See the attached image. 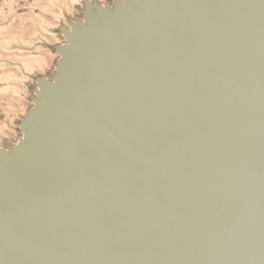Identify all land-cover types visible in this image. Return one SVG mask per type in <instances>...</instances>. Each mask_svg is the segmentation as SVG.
I'll list each match as a JSON object with an SVG mask.
<instances>
[{
  "label": "water",
  "instance_id": "95a60500",
  "mask_svg": "<svg viewBox=\"0 0 264 264\" xmlns=\"http://www.w3.org/2000/svg\"><path fill=\"white\" fill-rule=\"evenodd\" d=\"M84 1L0 155V264H264V0Z\"/></svg>",
  "mask_w": 264,
  "mask_h": 264
},
{
  "label": "rangeland",
  "instance_id": "374dc122",
  "mask_svg": "<svg viewBox=\"0 0 264 264\" xmlns=\"http://www.w3.org/2000/svg\"><path fill=\"white\" fill-rule=\"evenodd\" d=\"M127 1L88 0L103 7L110 20ZM86 12L84 0H0V155L16 156L27 145L24 127L37 120L42 82L54 87L67 78L57 49L69 45L66 32L88 26Z\"/></svg>",
  "mask_w": 264,
  "mask_h": 264
},
{
  "label": "bare ground",
  "instance_id": "6f19581e",
  "mask_svg": "<svg viewBox=\"0 0 264 264\" xmlns=\"http://www.w3.org/2000/svg\"><path fill=\"white\" fill-rule=\"evenodd\" d=\"M129 7H130V5H129ZM53 32H54V31H53ZM65 72H67V71H65ZM67 74H68V72H67ZM67 77H68V76H67ZM38 121H40V116L37 117V120H36L35 122H38ZM29 135H30V138H31V139L33 140V142H34V135L32 134V132L29 131ZM18 154H19V153H18ZM18 154H17V155H18ZM17 155H16V156H17ZM3 156H4V155H3ZM16 156H12V157H16ZM6 157H8V156H6ZM8 158H9V157H8Z\"/></svg>",
  "mask_w": 264,
  "mask_h": 264
}]
</instances>
